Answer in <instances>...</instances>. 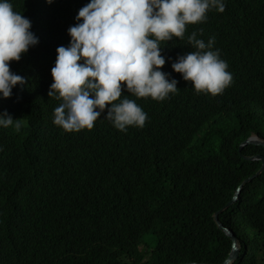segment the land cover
Segmentation results:
<instances>
[{
  "label": "trees",
  "instance_id": "1",
  "mask_svg": "<svg viewBox=\"0 0 264 264\" xmlns=\"http://www.w3.org/2000/svg\"><path fill=\"white\" fill-rule=\"evenodd\" d=\"M35 1L8 0L26 18ZM223 2L224 12L209 11L206 22L188 26L183 40L161 44L169 80L178 81L176 95L157 103L137 99L125 89L124 95L147 113L144 129L113 131L105 110L92 131L63 136L52 127L50 98L34 73L41 55L21 61L28 83L13 98L0 100V112L19 118L23 131L43 124L50 154L45 161L27 156L16 175L37 162H43L44 170L22 188L11 189L18 156L12 159L13 136L0 128L1 264H179L220 262L228 256L232 242L214 215L232 200L236 185L262 166L245 160L238 148L240 139L246 138L242 135L264 138V0ZM50 14L59 28L43 31L47 45L38 49L45 50L44 60L50 59L63 33L70 45L68 29L77 24L68 21L70 14L63 6L52 7ZM33 19L41 29L42 23ZM194 31L205 43L215 37L212 50L230 62L233 83L221 95L197 94L172 69L178 56L196 50L188 43ZM27 95L32 96L26 100ZM218 130L229 135L222 147L209 139ZM182 152L188 176L180 184L175 167ZM25 154L24 150L20 156ZM244 154L264 155V147L250 145ZM130 172L144 174L146 185L129 187ZM71 178L89 187L93 197L80 208L78 203L65 210L57 207L54 215L45 206L47 198L52 190L58 196L57 185ZM82 210L97 219L73 232V220ZM219 219L240 242L234 264H264V170L245 185L236 203L219 213Z\"/></svg>",
  "mask_w": 264,
  "mask_h": 264
},
{
  "label": "clouds",
  "instance_id": "2",
  "mask_svg": "<svg viewBox=\"0 0 264 264\" xmlns=\"http://www.w3.org/2000/svg\"><path fill=\"white\" fill-rule=\"evenodd\" d=\"M58 6L65 7L70 14L68 21L77 24L68 29L70 45L63 33L50 59L44 60L42 54L45 50L40 51L38 47L47 45L43 31L52 32L59 28L50 17V9ZM225 7L223 0H38L32 2V10L26 12V18L14 10L8 0H0V100H8L16 92L23 91L28 79L21 71L20 63L30 55L40 54L34 73L50 98L49 120L60 134L68 136L73 132L92 131L102 120L105 110L104 118L113 131L143 128L147 113L135 100L124 95L125 89L137 99L151 98L157 103L176 95L179 92L178 81L169 80L171 73L164 68L166 60L161 44L173 38L183 40L189 25L204 23L209 11L215 9L222 13ZM33 18L42 23L41 29H37ZM188 43L196 50L178 56L171 65L172 69L190 82L197 94H223L233 83V76L228 71L230 62L223 60L218 50H212L215 37L205 43L197 38L194 31L188 36ZM30 96L27 95L26 100ZM38 100L42 104L47 103ZM2 127L13 136L10 140L12 159L18 157L11 172L14 178L11 189H19L37 178L44 170L40 169L43 162L27 164L17 175L15 171L27 156L31 160L45 161L50 154V137L45 133L46 127L40 123L23 131L21 120L14 119L7 111L0 112ZM228 137L227 132L218 130L209 139L222 147ZM242 137L246 138L239 141V154L247 161L262 163L260 170L248 177L255 176V179L264 170L263 160L259 157L264 155H246L244 149L250 145L264 147V138L256 133ZM252 140L257 144L248 142ZM24 150L26 154L20 156ZM187 167L186 156L182 152L175 167L180 184L188 176L184 172ZM248 178L236 185L232 200L237 190L240 189V197L245 185L253 180L245 182ZM63 181L65 183L57 185L58 196L52 190L45 204L54 215H58L57 207L65 210L68 205L78 203L80 208L93 197L89 187L74 183L73 178ZM126 182L129 187L140 189L146 185V177L142 173L130 172ZM111 198L116 196L111 195ZM227 205L215 213V222L216 215L219 218V213L231 206ZM96 219L95 214L88 210L77 212L73 232L80 231ZM229 229L238 240L234 230ZM231 248L228 256L220 262L185 261L179 264H234L241 251L239 240L238 255L234 259H231L233 243Z\"/></svg>",
  "mask_w": 264,
  "mask_h": 264
},
{
  "label": "water",
  "instance_id": "3",
  "mask_svg": "<svg viewBox=\"0 0 264 264\" xmlns=\"http://www.w3.org/2000/svg\"><path fill=\"white\" fill-rule=\"evenodd\" d=\"M248 142H249V143H255V144H257V143H256L255 141H253V140H252V141H248ZM258 143L261 144L260 141H258ZM259 157L263 160V165H264V157H262V156H259ZM249 159L252 160L253 158H249ZM263 167H264V166H263ZM263 167H262V169H263ZM262 169H261V171H262ZM254 177H255V176H253V177H251V178H248L245 182H249V181H251ZM239 193H240V189L237 190L236 195L234 196V199H233L231 202H229V204L227 205V207H229L230 205H232V204L237 200V198L239 197ZM216 222H217L219 228H220L221 230H223V231L227 234L228 237L231 238L232 243H233V247H234L233 252H232V254H231V259L236 258L237 255H238V249H237V243H238V240H237L235 234L232 232V230H230L229 228H226V227L220 222V220H219V218H218V215H216ZM188 264H199V263H188Z\"/></svg>",
  "mask_w": 264,
  "mask_h": 264
}]
</instances>
